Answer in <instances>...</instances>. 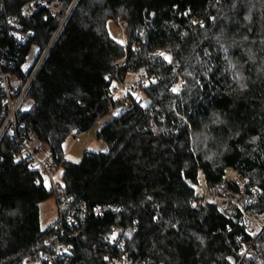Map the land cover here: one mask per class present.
Masks as SVG:
<instances>
[{
    "label": "trees",
    "instance_id": "16d2710c",
    "mask_svg": "<svg viewBox=\"0 0 264 264\" xmlns=\"http://www.w3.org/2000/svg\"><path fill=\"white\" fill-rule=\"evenodd\" d=\"M27 1L0 0V70L24 83L68 17L18 127L0 136V264L39 258L52 232L39 207L56 192L19 159V139L31 133L62 168L59 195L116 206L80 222L73 253L58 264H107L104 252L119 250L107 240L116 226L135 264H264V228L254 237L261 252L242 257L240 239L253 238L245 225L215 203L193 204L200 168L214 186L233 166L261 190L249 208L264 209V0H46L25 16ZM119 19L122 40L108 24ZM138 74L146 81L127 98L112 96ZM5 95L0 81V131ZM110 113L97 130L106 149L69 159L67 140Z\"/></svg>",
    "mask_w": 264,
    "mask_h": 264
},
{
    "label": "built area",
    "instance_id": "2783aa9c",
    "mask_svg": "<svg viewBox=\"0 0 264 264\" xmlns=\"http://www.w3.org/2000/svg\"><path fill=\"white\" fill-rule=\"evenodd\" d=\"M38 2H46V0H28L22 5V13L25 16H29ZM53 6L57 10L60 8V6L55 4ZM17 19V15L7 16V21L9 23H17ZM118 23L124 31L125 37L127 23L123 19H119ZM46 53L47 50L42 55L25 87L24 82L18 75L0 70V81L6 93L4 105L7 107L6 122L1 129L2 131L8 126H11L13 130L18 127L16 113L19 108L23 106L22 103L24 102L27 89ZM126 61L127 57L120 58L116 62V66L122 68L126 65ZM28 62H31L30 56H28ZM145 81L146 77L142 74H138L131 81L120 82L112 96L127 98V90H132V85H138ZM81 133L82 132H79L74 136V142L81 140ZM1 135L2 134H0V136ZM19 144L21 146L19 159H27L31 168L40 171L48 181L50 188L56 192L55 197L58 202V217L54 220L50 236L45 240V249L41 251L40 257L37 259L26 257L24 264H42L44 260H48L50 264H58L62 259H69L70 255L73 253L74 245L70 239L77 237L78 224L84 221L90 213L98 216L104 211L115 210L116 206L114 204L105 206L96 205L90 209L84 201L73 203L71 197L59 195L57 190L61 188L62 183L61 173H59L61 166L52 158L49 145L41 141L38 135L34 133L20 138ZM248 183L249 178L238 168L226 166L223 179L219 184L214 186L209 185L202 168L199 169L198 181L194 184L196 196L193 200V204L195 206H206L208 203L217 204L219 209L226 216L231 218L237 217L240 223L245 225L247 233L253 237L252 239H240L239 253L242 257L256 256L261 252V247L254 237L264 228V209L254 211L249 208V205L258 200L261 190L257 185H251L249 187ZM121 231L122 228L116 226L107 237L111 246L119 247L117 252L110 249L104 252V258L107 260V264H135L129 250L119 243Z\"/></svg>",
    "mask_w": 264,
    "mask_h": 264
},
{
    "label": "rangeland",
    "instance_id": "374dc122",
    "mask_svg": "<svg viewBox=\"0 0 264 264\" xmlns=\"http://www.w3.org/2000/svg\"><path fill=\"white\" fill-rule=\"evenodd\" d=\"M108 24H109L110 32L112 33L113 36H115L116 38L120 40L125 38L124 31L121 29L118 21L116 23L114 20H110ZM36 50L37 48L34 46L30 53V60L33 59L36 53ZM27 83H24L25 84L24 87L27 85ZM134 92H137V90H134ZM22 104H23L22 108H26L29 106L30 100L25 97L24 102ZM113 114L114 113H110V114L103 116L91 129L87 131H83L81 133L80 141L74 142V136H71L66 142V146H65L66 156L69 159H72L74 161H79L85 151L96 153L99 150L106 149L107 144L103 139L97 137V130L109 118H111ZM5 122L3 124V127L5 125ZM2 133L3 131L1 130L0 134ZM191 152H193L192 154H194L195 157L198 156V153L196 151L191 150ZM61 171H62V168L59 170V173H61ZM39 209H40V220H41L42 226H45L46 224L53 222L58 217V202H57L56 197L53 196L50 199L40 203Z\"/></svg>",
    "mask_w": 264,
    "mask_h": 264
},
{
    "label": "water",
    "instance_id": "95a60500",
    "mask_svg": "<svg viewBox=\"0 0 264 264\" xmlns=\"http://www.w3.org/2000/svg\"><path fill=\"white\" fill-rule=\"evenodd\" d=\"M69 12H70V11H69ZM67 17H68V14H67V16L65 17V19H64V21H63L62 25L60 26L59 30L57 31L56 35L54 36V38H53L52 42H51V43H50V45L48 46V48H47V53L45 54V56L43 57V59H44V58L46 57V55L48 54V52H49L50 48L52 47V45H53L54 41L56 40V37L58 36V34H59L60 30L62 29V27H63L64 23L66 22V20H67ZM36 71H37V70H36ZM33 77H34V76H33Z\"/></svg>",
    "mask_w": 264,
    "mask_h": 264
}]
</instances>
